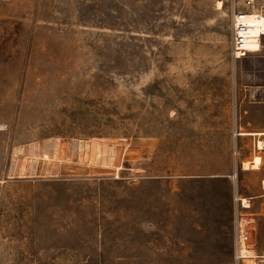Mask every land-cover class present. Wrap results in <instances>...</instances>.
Instances as JSON below:
<instances>
[{"label":"rangeland","instance_id":"rangeland-1","mask_svg":"<svg viewBox=\"0 0 264 264\" xmlns=\"http://www.w3.org/2000/svg\"><path fill=\"white\" fill-rule=\"evenodd\" d=\"M233 5L0 0V264H264V35L235 58Z\"/></svg>","mask_w":264,"mask_h":264},{"label":"built area","instance_id":"built-area-1","mask_svg":"<svg viewBox=\"0 0 264 264\" xmlns=\"http://www.w3.org/2000/svg\"><path fill=\"white\" fill-rule=\"evenodd\" d=\"M256 12L264 14V0H234L233 14L231 18L232 26V39L231 49L232 55L235 58L246 56L250 51L248 47V40L250 38V23L248 20ZM247 205L241 202L243 209L252 207V198H247ZM264 205V202H263ZM247 218L243 215V210L238 212L237 227H238V240L236 244V258H245V251L249 250L251 235L253 233L255 217L254 214Z\"/></svg>","mask_w":264,"mask_h":264},{"label":"bare ground","instance_id":"bare-ground-1","mask_svg":"<svg viewBox=\"0 0 264 264\" xmlns=\"http://www.w3.org/2000/svg\"><path fill=\"white\" fill-rule=\"evenodd\" d=\"M219 5H221V2H219ZM248 22L251 25V27H250V38L249 39L260 38V40H261L262 35H264V14H262L261 12H256V13H254V15L252 17H250ZM240 133L245 134V135L264 136V130H262V131H241ZM258 146L260 148H263V146H264V140L263 139L258 140ZM251 162L252 161H250V160L244 161L243 162L244 168H246V169L250 168ZM242 200L247 205L248 199L243 198ZM248 253H249L248 250L245 251L246 257H252L254 255V254H248Z\"/></svg>","mask_w":264,"mask_h":264},{"label":"crops","instance_id":"crops-1","mask_svg":"<svg viewBox=\"0 0 264 264\" xmlns=\"http://www.w3.org/2000/svg\"><path fill=\"white\" fill-rule=\"evenodd\" d=\"M231 28H232V26H231ZM231 39H232V37H231ZM245 160H252V156L250 155V156H246L245 158H243V159H242V164H243V162H244ZM258 169H259V168H258Z\"/></svg>","mask_w":264,"mask_h":264}]
</instances>
